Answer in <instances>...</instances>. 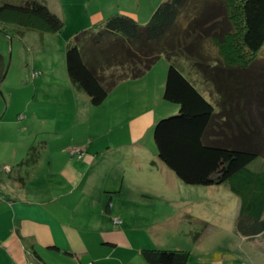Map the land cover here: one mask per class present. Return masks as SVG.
<instances>
[{
  "label": "trees",
  "instance_id": "16d2710c",
  "mask_svg": "<svg viewBox=\"0 0 264 264\" xmlns=\"http://www.w3.org/2000/svg\"><path fill=\"white\" fill-rule=\"evenodd\" d=\"M186 2L162 1L145 25L114 11L76 31L66 43V75L92 106H99L120 81L144 76L164 56L162 99L178 111L154 123L156 158L185 185H228L241 199L239 234L254 239L264 234V58L257 57L264 48V0H204L198 15L188 13ZM10 14L38 20L31 27L18 22L9 32L18 37L37 27L53 33L64 27L45 0H0L3 26L12 21L6 20ZM179 59L211 83L215 100ZM5 70L0 54V82ZM40 149L30 144L19 165L34 164ZM259 249L264 254V247ZM141 254L148 264H187L190 257L185 250L144 249Z\"/></svg>",
  "mask_w": 264,
  "mask_h": 264
},
{
  "label": "rangeland",
  "instance_id": "374dc122",
  "mask_svg": "<svg viewBox=\"0 0 264 264\" xmlns=\"http://www.w3.org/2000/svg\"><path fill=\"white\" fill-rule=\"evenodd\" d=\"M8 1L17 3L20 0ZM162 1L164 0H55L54 4L48 1V6L63 19L64 27L54 33L37 27L35 30L25 31L22 37L9 32L18 29V22H24L28 27L38 24L36 18L22 17V21L20 16L10 14L6 20L13 19L5 26L1 24L4 21L0 18V29H7L10 34L5 35L0 31V53L7 66L6 76L0 82V142L24 143L27 146L45 144L46 133H42L45 120L41 121V115L50 114L52 121L60 124L65 123L64 119L71 121L70 118H64L71 112L68 104L64 103L69 102L71 92H74L70 91L73 89L65 69L66 43L76 31L92 25L90 12L95 9L93 6L100 7L103 4L100 11L103 18L114 11L134 13L140 25H145L151 11ZM203 2L204 0H187L188 13L198 15L204 9L203 5L199 7ZM258 56L264 58V48ZM178 61L201 91L215 100V94L210 91L211 83L202 82L200 76L191 71L189 61ZM167 65L166 58L162 56L144 76L120 81L99 106L88 103L85 120L81 122L82 125H75L72 138H85L88 141V137H91L92 145L105 146L112 143L125 146L134 141L128 129V123L134 116L130 112L136 109L141 112L154 110L156 115H162L157 120L175 115L178 109L171 112L175 105L162 99ZM82 96L86 98L84 94ZM52 121L50 123H54ZM153 126L143 135L145 150L141 155L144 167L140 173L145 179L159 177L163 186L159 197L149 198L146 207L162 214L169 211L172 216L170 225L175 227L170 231H164V227H161V232L156 235V245L146 249L191 252L188 264H200V258L205 262L216 253L222 264H264V254L259 249L264 247V234L247 241L237 229L241 199L225 184L212 187L183 184L156 158ZM82 152L80 148L71 150L76 155ZM111 154L109 159L112 162L121 158L129 160L119 151ZM125 163L128 164L126 161ZM173 180H176L177 185ZM163 224L161 225L164 226Z\"/></svg>",
  "mask_w": 264,
  "mask_h": 264
},
{
  "label": "crops",
  "instance_id": "0c3cea01",
  "mask_svg": "<svg viewBox=\"0 0 264 264\" xmlns=\"http://www.w3.org/2000/svg\"><path fill=\"white\" fill-rule=\"evenodd\" d=\"M93 8L90 22L96 24L103 7ZM71 87L72 97L64 103L71 111L64 118L71 121L63 118L60 124L50 114L41 115L46 143L40 144L34 164L19 165L28 157L26 144L0 142V264H148L142 250L156 245L161 227H175L169 211L146 207L149 198L159 197L161 179H145L140 173L143 135L162 115L136 109L128 123L133 143L92 145L91 137L71 136L85 120L89 103ZM176 110L172 106L171 112ZM72 148L82 149L83 156L72 154ZM114 151L129 160L112 162ZM219 258L218 253L205 262L200 258V264H222Z\"/></svg>",
  "mask_w": 264,
  "mask_h": 264
},
{
  "label": "water",
  "instance_id": "95a60500",
  "mask_svg": "<svg viewBox=\"0 0 264 264\" xmlns=\"http://www.w3.org/2000/svg\"><path fill=\"white\" fill-rule=\"evenodd\" d=\"M6 72H7V66H6V70H5L4 74H3V77H2V80H1V81L4 80V78H5V76H6Z\"/></svg>",
  "mask_w": 264,
  "mask_h": 264
}]
</instances>
